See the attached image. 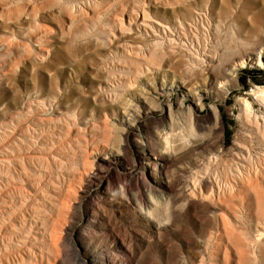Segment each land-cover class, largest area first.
<instances>
[{
  "label": "rangeland",
  "instance_id": "obj_1",
  "mask_svg": "<svg viewBox=\"0 0 264 264\" xmlns=\"http://www.w3.org/2000/svg\"><path fill=\"white\" fill-rule=\"evenodd\" d=\"M0 264H264V0H0Z\"/></svg>",
  "mask_w": 264,
  "mask_h": 264
},
{
  "label": "trees",
  "instance_id": "obj_2",
  "mask_svg": "<svg viewBox=\"0 0 264 264\" xmlns=\"http://www.w3.org/2000/svg\"><path fill=\"white\" fill-rule=\"evenodd\" d=\"M244 72H245L246 74H249L247 71H244ZM242 81L245 82V81H246V78H243Z\"/></svg>",
  "mask_w": 264,
  "mask_h": 264
},
{
  "label": "bare ground",
  "instance_id": "obj_3",
  "mask_svg": "<svg viewBox=\"0 0 264 264\" xmlns=\"http://www.w3.org/2000/svg\"><path fill=\"white\" fill-rule=\"evenodd\" d=\"M258 64H261V60H259ZM258 92H260V91L258 90Z\"/></svg>",
  "mask_w": 264,
  "mask_h": 264
}]
</instances>
